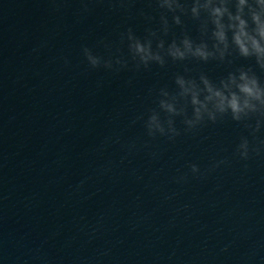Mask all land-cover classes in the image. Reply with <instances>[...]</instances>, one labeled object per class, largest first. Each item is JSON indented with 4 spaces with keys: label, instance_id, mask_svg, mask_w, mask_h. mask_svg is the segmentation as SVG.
Returning <instances> with one entry per match:
<instances>
[{
    "label": "clouds",
    "instance_id": "clouds-1",
    "mask_svg": "<svg viewBox=\"0 0 264 264\" xmlns=\"http://www.w3.org/2000/svg\"><path fill=\"white\" fill-rule=\"evenodd\" d=\"M159 12L158 27L146 29V35L137 36L131 28L121 33L127 42L129 55L137 69L151 64L164 67L173 62L195 61L234 65L232 71L213 80L206 73L198 77L177 74L175 91L161 88L158 110L152 109L145 127L149 136L157 134L170 140L180 135L175 117H182L184 130L191 132L206 122L216 123L226 117L251 128L253 135L264 125V0H150ZM143 15V13H141ZM185 18L197 25L198 36L185 28ZM150 21L154 17H147ZM174 27L182 29L179 35ZM171 34L172 38H165ZM84 56L92 68L114 64L127 67V61L117 56L103 59L89 48ZM250 61L236 65V61ZM189 108L191 113L189 114ZM164 113V118H161ZM255 119V125L247 123ZM238 154L247 159L249 142L242 138ZM192 171H198L192 165Z\"/></svg>",
    "mask_w": 264,
    "mask_h": 264
},
{
    "label": "water",
    "instance_id": "water-1",
    "mask_svg": "<svg viewBox=\"0 0 264 264\" xmlns=\"http://www.w3.org/2000/svg\"><path fill=\"white\" fill-rule=\"evenodd\" d=\"M164 264H264V125L220 120Z\"/></svg>",
    "mask_w": 264,
    "mask_h": 264
}]
</instances>
